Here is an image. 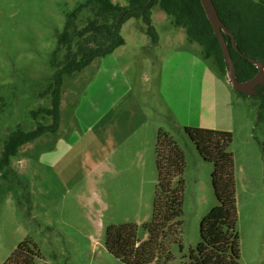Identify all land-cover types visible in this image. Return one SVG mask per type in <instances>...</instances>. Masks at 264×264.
I'll return each instance as SVG.
<instances>
[{
  "label": "rangeland",
  "instance_id": "obj_1",
  "mask_svg": "<svg viewBox=\"0 0 264 264\" xmlns=\"http://www.w3.org/2000/svg\"><path fill=\"white\" fill-rule=\"evenodd\" d=\"M83 1L0 0V264L27 238L39 246L43 263L125 264L107 250L106 229L136 223L139 240L148 238L160 131L185 156L183 251L180 244L171 250L177 261L186 259L202 242V219L219 204L214 163L200 154L187 126L232 132L241 264H264L261 100L237 91L159 5L152 8L158 44L143 21L125 22L124 45L65 76L59 130L1 165L8 136L35 129L32 111L50 106L41 93L53 80L58 35L67 13Z\"/></svg>",
  "mask_w": 264,
  "mask_h": 264
},
{
  "label": "trees",
  "instance_id": "obj_2",
  "mask_svg": "<svg viewBox=\"0 0 264 264\" xmlns=\"http://www.w3.org/2000/svg\"><path fill=\"white\" fill-rule=\"evenodd\" d=\"M221 19L235 34L239 50L264 62V0H213ZM159 5L173 23L186 29L191 41L204 47L206 58L213 59L221 73L228 71L224 54L213 26L200 0H129L124 6L113 0H85L67 13L64 30L59 33L51 58L55 69L52 83L41 93L50 97V106L32 111L37 122L33 130L18 129L4 145L1 165L9 166L25 144L47 133H56L61 126V105L65 76L75 75L95 59L113 53L125 44L122 27L130 19L146 24V32L154 44L159 35L153 24L152 8ZM90 13L80 24L83 14ZM227 36L240 81L254 77L258 67L238 51ZM263 86V87H262ZM258 98V122L264 121V85ZM262 87V88H261ZM246 95L245 93H242ZM47 117L52 123H44ZM200 154L214 163L213 185L219 201L201 221L202 242L186 259L176 260L171 247L182 245V205L185 156L168 133L160 131L157 143L158 183L152 219L144 224L148 238L140 241L138 225L123 223L106 229L107 250L125 264H241L240 237L237 231L238 210L233 142L231 131L186 127ZM41 250L31 238L21 241L4 264H47L40 260Z\"/></svg>",
  "mask_w": 264,
  "mask_h": 264
},
{
  "label": "water",
  "instance_id": "obj_3",
  "mask_svg": "<svg viewBox=\"0 0 264 264\" xmlns=\"http://www.w3.org/2000/svg\"><path fill=\"white\" fill-rule=\"evenodd\" d=\"M206 15L208 19L210 20L213 29L218 37V40L220 42L222 52L224 54L226 67L228 71V77L229 81L233 85V87L245 94L249 95H257L258 89L257 86L264 84V62L258 59H255L243 52H241L237 46L236 37L235 34L231 32V30L228 28V26L225 24V22L221 19L219 12L216 8V5L213 0H200ZM225 34H228L231 36L233 44L235 48L240 51V53L252 61L254 64L257 65L258 71L254 77H252L249 80L246 81H240L237 75V67L236 64L232 58L231 49L229 47V42L227 41V36Z\"/></svg>",
  "mask_w": 264,
  "mask_h": 264
},
{
  "label": "flooded vegetation",
  "instance_id": "obj_4",
  "mask_svg": "<svg viewBox=\"0 0 264 264\" xmlns=\"http://www.w3.org/2000/svg\"><path fill=\"white\" fill-rule=\"evenodd\" d=\"M262 85H264V84H261V85L257 86V89L259 90L260 86H262ZM262 87H263V86H262ZM262 87H261V88H262ZM257 95L259 96V92H258ZM257 95H253V96H257ZM258 96H257V97H258Z\"/></svg>",
  "mask_w": 264,
  "mask_h": 264
},
{
  "label": "crops",
  "instance_id": "obj_5",
  "mask_svg": "<svg viewBox=\"0 0 264 264\" xmlns=\"http://www.w3.org/2000/svg\"><path fill=\"white\" fill-rule=\"evenodd\" d=\"M253 1H255V2H259V1H262V0H253Z\"/></svg>",
  "mask_w": 264,
  "mask_h": 264
}]
</instances>
